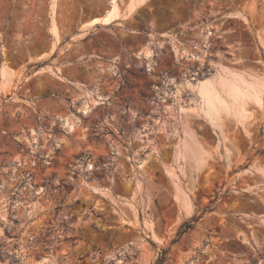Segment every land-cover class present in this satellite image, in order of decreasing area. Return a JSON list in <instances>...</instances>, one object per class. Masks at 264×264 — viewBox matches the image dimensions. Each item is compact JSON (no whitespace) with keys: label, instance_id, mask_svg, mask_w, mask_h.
<instances>
[{"label":"rangeland","instance_id":"1","mask_svg":"<svg viewBox=\"0 0 264 264\" xmlns=\"http://www.w3.org/2000/svg\"><path fill=\"white\" fill-rule=\"evenodd\" d=\"M163 248L264 264V0H0V264Z\"/></svg>","mask_w":264,"mask_h":264},{"label":"bare ground","instance_id":"2","mask_svg":"<svg viewBox=\"0 0 264 264\" xmlns=\"http://www.w3.org/2000/svg\"><path fill=\"white\" fill-rule=\"evenodd\" d=\"M114 6V5H113ZM115 11H116V7L114 6V7H112L111 9H109L107 12H106V14H104V16L103 17H94V18H92L91 19V21H90V23H101V22H108L111 18H112V16L115 14ZM232 74V73H231ZM230 76H232L231 77V79H236V81H235V87L236 88H238V90H242V81H239L238 79H242L241 77H239V76H235V75H230ZM242 76V75H241ZM221 80V79H220ZM222 83L223 82V85L222 84H220L221 86H220V90H219V92L220 91H222V92H224L225 91V86H224V81L223 80H221V81H219V83ZM218 83V84H219ZM231 85V86H230ZM229 86H230V88H232V84H230ZM202 88H203V90L206 92V93H208V94H210L211 92H212V87L210 86V83H208V81L207 82H203L202 83ZM233 88H234V86H233ZM215 90H217V89H215ZM230 90H232V89H230ZM218 91V90H217ZM216 91V92H217ZM228 97H230V96H228ZM215 98V97H214Z\"/></svg>","mask_w":264,"mask_h":264},{"label":"trees","instance_id":"3","mask_svg":"<svg viewBox=\"0 0 264 264\" xmlns=\"http://www.w3.org/2000/svg\"><path fill=\"white\" fill-rule=\"evenodd\" d=\"M197 220V218H193L191 220L185 221L183 222L177 233H176V237L172 240V242L177 241L181 235L183 233H185L187 230L191 229L194 225V222ZM168 252V248H163L159 254V256L157 257L156 261L153 264H164L165 260H166V254Z\"/></svg>","mask_w":264,"mask_h":264},{"label":"water","instance_id":"4","mask_svg":"<svg viewBox=\"0 0 264 264\" xmlns=\"http://www.w3.org/2000/svg\"><path fill=\"white\" fill-rule=\"evenodd\" d=\"M105 14V13H104ZM95 24H97V23H90V22H88L87 24H86V27H88V26H93V25H95Z\"/></svg>","mask_w":264,"mask_h":264}]
</instances>
